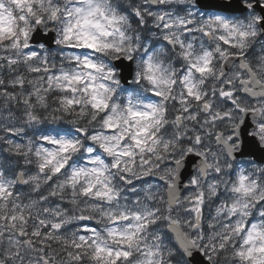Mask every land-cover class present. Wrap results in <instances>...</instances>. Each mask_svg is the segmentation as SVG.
Wrapping results in <instances>:
<instances>
[{"label":"clouds","instance_id":"clouds-1","mask_svg":"<svg viewBox=\"0 0 264 264\" xmlns=\"http://www.w3.org/2000/svg\"><path fill=\"white\" fill-rule=\"evenodd\" d=\"M0 264H264V0H0Z\"/></svg>","mask_w":264,"mask_h":264},{"label":"snow or ice","instance_id":"snow-or-ice-1","mask_svg":"<svg viewBox=\"0 0 264 264\" xmlns=\"http://www.w3.org/2000/svg\"><path fill=\"white\" fill-rule=\"evenodd\" d=\"M53 227H56L55 225ZM34 235H38V233H34ZM126 255V254H125Z\"/></svg>","mask_w":264,"mask_h":264}]
</instances>
